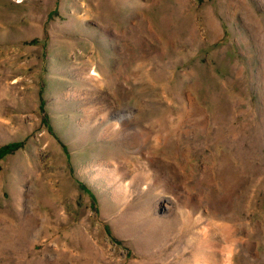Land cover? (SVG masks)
<instances>
[{
  "label": "rangeland",
  "instance_id": "1",
  "mask_svg": "<svg viewBox=\"0 0 264 264\" xmlns=\"http://www.w3.org/2000/svg\"><path fill=\"white\" fill-rule=\"evenodd\" d=\"M15 141L0 264H264V0H0Z\"/></svg>",
  "mask_w": 264,
  "mask_h": 264
},
{
  "label": "clouds",
  "instance_id": "2",
  "mask_svg": "<svg viewBox=\"0 0 264 264\" xmlns=\"http://www.w3.org/2000/svg\"><path fill=\"white\" fill-rule=\"evenodd\" d=\"M236 241L232 236L230 226L222 233V264H234Z\"/></svg>",
  "mask_w": 264,
  "mask_h": 264
},
{
  "label": "trees",
  "instance_id": "3",
  "mask_svg": "<svg viewBox=\"0 0 264 264\" xmlns=\"http://www.w3.org/2000/svg\"><path fill=\"white\" fill-rule=\"evenodd\" d=\"M40 105H41L40 107L42 108L43 103H41ZM42 122L46 123V116L43 117ZM20 145H21V142L15 141V142H10L8 144L0 146V158L3 157L5 154H8L12 152L13 150L17 149L18 147H20ZM84 190L88 192L87 189L84 188ZM91 198H92V195H91ZM93 202H94V199H93Z\"/></svg>",
  "mask_w": 264,
  "mask_h": 264
},
{
  "label": "bare ground",
  "instance_id": "4",
  "mask_svg": "<svg viewBox=\"0 0 264 264\" xmlns=\"http://www.w3.org/2000/svg\"><path fill=\"white\" fill-rule=\"evenodd\" d=\"M191 32V31H190ZM168 45V44H167ZM108 82V81H107ZM12 195H14V193L12 194ZM11 195V196H12ZM222 234V233H221ZM211 252V251H210ZM202 253V252H201ZM206 253V252H205ZM208 253V252H207ZM219 254H220V251H219ZM34 255V254H33ZM205 255H209V254H205ZM204 258V257H203ZM216 259V258H215ZM201 262V261H200ZM214 262V261H213ZM208 264H212L211 262H209Z\"/></svg>",
  "mask_w": 264,
  "mask_h": 264
}]
</instances>
